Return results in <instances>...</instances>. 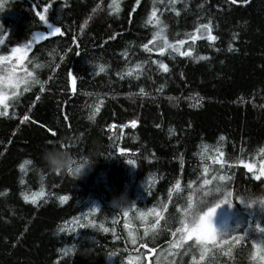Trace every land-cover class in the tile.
Returning <instances> with one entry per match:
<instances>
[{
    "label": "trees",
    "instance_id": "16d2710c",
    "mask_svg": "<svg viewBox=\"0 0 264 264\" xmlns=\"http://www.w3.org/2000/svg\"><path fill=\"white\" fill-rule=\"evenodd\" d=\"M45 4L47 23L36 15ZM112 6L113 0H0V55L22 47V76L47 81L43 91L31 80L27 91L24 84L5 87L11 96L0 116V264H193L175 247L179 234L172 236L190 194L194 206L206 205L201 211L223 202L231 219L219 232L237 231L218 233L217 247L204 261L197 254L196 264H264L252 255L254 242L264 239L255 230L264 228V0H119L118 12ZM153 10L158 24L147 22ZM209 21L215 41L199 28ZM49 25L61 33L48 36ZM165 39L173 47L185 41L180 50L190 55L158 52ZM57 141L72 156L73 171L87 167L83 175L48 168L42 152ZM25 160L31 163L19 168ZM218 185L219 193L208 191ZM150 209L162 218L155 234L145 235L157 219ZM238 235L245 238L232 244Z\"/></svg>",
    "mask_w": 264,
    "mask_h": 264
},
{
    "label": "snow or ice",
    "instance_id": "6c2138e0",
    "mask_svg": "<svg viewBox=\"0 0 264 264\" xmlns=\"http://www.w3.org/2000/svg\"><path fill=\"white\" fill-rule=\"evenodd\" d=\"M137 2H139V0H137ZM238 2V0H230V3L232 4H236ZM239 2H242L244 4H247L249 2V0H239ZM113 5L112 6V11L113 12H118L119 11V0H113ZM48 10V4H45L44 6V11L42 12H37L36 15L39 16L40 20L47 23L48 19L46 17V13ZM173 10L175 11V8H173ZM156 16V12L155 10H153V12L149 15L148 17V23H159V18L157 17L156 20H153V17ZM85 23H87V21H85ZM199 28L201 29H206L208 32L207 35V39L209 41H215L217 39L216 36L211 34L212 28H211V21H209V23L207 24H202L199 25ZM49 29L50 31L47 32L48 36H52L55 33H61V28L60 27H54L49 25ZM163 33V29H161L160 31L156 32L153 34L152 36V40H150L148 42V44H151L153 41H155L157 39V37L162 36ZM5 35H7V33H5ZM192 40L197 39V37L195 35H193L191 37ZM4 43V39L2 36H0V45H2ZM31 43V41H29V44ZM73 43H75V37H73ZM185 41L180 40L176 42V46L173 47L172 44H169L167 42V40H164V44L163 46H157L158 51L163 53L165 51L166 48H171L173 49V51L179 53L181 56H188L190 55V51L187 52H182L180 50L179 45L184 44ZM148 44H144L142 45V47H144L147 51L151 52L152 49L149 48ZM232 45H229V48H231ZM23 49L20 46L14 47L11 49L10 54L7 55H0V106L3 107V110L0 111V116H6L7 115V108H8V104L6 103L8 97L5 93V91L3 90V86L5 84H7L8 87L16 89L19 87L20 84H24L25 85V91H27L28 88V83L29 80H31L32 83L35 84H41V91L44 90L43 88V84L47 83V81H44L43 83L38 80L35 79L31 73H26L25 76H17L16 75V64H6V62H10L12 60V57H19V60L17 61V63H19L20 61H22L24 59V55H23ZM61 59H63V57H61ZM194 59L196 60H201V59H206V57H202V56H196L194 57ZM105 67L106 65H99V71L102 73L105 71ZM137 68L140 67L139 64L136 65ZM161 69H163L164 72L168 71V66L166 64L161 63L160 64ZM131 69H129V74H131ZM71 75V73H70ZM72 82L73 85L76 84V77L73 76L72 77ZM163 87V86H161ZM143 88L140 89V92L143 93ZM131 95V94H129ZM15 97V92H13V98ZM40 97L37 96L36 99L38 100ZM203 99V98H201ZM197 104H199V101H197ZM99 104H96L95 107L93 108L91 114L89 115L88 119L93 120L95 118L96 113L99 111ZM23 119L27 120L29 119V117L27 115H25L23 117ZM65 120H67V116L64 117ZM131 124L133 127H135L136 125V121L133 120L131 121ZM109 127H111V125H109ZM49 132H52V129H48ZM221 140L224 139L223 136L220 137ZM52 143V146H56L57 144H59L60 142H50ZM61 146V145H60ZM121 152H124L125 149L121 148L120 149ZM261 151H264V149H261ZM221 156H223V153H220ZM216 162V161H214ZM31 163V161L25 160L23 163H21L19 165V168L24 169L26 164ZM130 164H135V161H129ZM219 163L221 164V166H223L224 163H226L225 161L221 160L219 161ZM240 164H244L243 160L239 161ZM83 165H78L76 167V169L73 171L71 167L68 168V170L73 174H77L79 172V169L82 168ZM246 167L251 170L253 165L252 164H247ZM207 170V169H206ZM260 176H264V161H261V168H260ZM260 176H256L255 178L257 180L260 179ZM228 177L221 175L219 177L220 181H224L227 180ZM21 183H23V181H21ZM210 183V181L208 179H204L203 180V185H208ZM180 186V181L177 180L176 181V188L178 189ZM203 191V189H201ZM209 192L214 191L219 193L221 191V186H217L215 189H209ZM42 194V193H41ZM225 195H231L230 191H225L224 193ZM169 197L171 198V190H169ZM28 197L25 196V200H27ZM61 202H63L64 200L67 199L66 196H62L60 197ZM242 202H244L242 200ZM257 200H253V199H249L247 201V203L249 205L256 203ZM259 202L261 203L262 206H264V198H260ZM32 203L35 204L36 203V199H35V194L33 195L32 198ZM206 206L204 204L203 201H198L197 204L194 206L192 203V197L191 194L188 197V205L186 208L181 210V213L178 216V223H179V227L175 228V231L172 232V236L175 237L177 234H179V238L175 241V247L177 249L183 248L184 249V253L187 255H191L193 264H196L197 261V254L199 255V261H204L205 260V256L209 253L210 248H215L217 247V228L214 226L213 222H212V217L215 213V207H207L206 211H201V208ZM163 207H167V205H164ZM150 213H153L156 216V222L151 224L149 228L145 229V235H148L149 231H153L157 229L159 223H160V219L162 218V214L161 212L156 211V209H150L149 210ZM125 215H127V213L125 212ZM141 217L144 216L143 213L140 214ZM93 221H88V224H92ZM86 225H80V227H85ZM101 227H103L101 225ZM239 227V226H238ZM249 227L251 228V225H249ZM255 230L259 231V232H264V228H261L260 225H256L255 226ZM63 231V230H61ZM104 231H108V229H104ZM243 233L247 234L248 229H244L242 230ZM233 232H237L236 230H231V231H227V232H219V234L221 236H229L231 237V234ZM131 235V234H130ZM244 235H238L235 237V239L232 241V244L238 242L239 240L244 239ZM186 241H191V244H186ZM260 243L256 244L254 242L253 247L254 249H256V251L253 252V258H258L259 261L264 262V239H260L259 240ZM132 243L135 244L136 240L133 237L132 239ZM220 244H225L226 242L224 240H220L219 241ZM232 244H229V254H230V249ZM61 252H64V249L60 250ZM139 259V258H137Z\"/></svg>",
    "mask_w": 264,
    "mask_h": 264
},
{
    "label": "clouds",
    "instance_id": "9594fccd",
    "mask_svg": "<svg viewBox=\"0 0 264 264\" xmlns=\"http://www.w3.org/2000/svg\"><path fill=\"white\" fill-rule=\"evenodd\" d=\"M60 145V147H45L42 152V159L45 161L48 168L54 172L68 169L73 164L72 156L68 152L66 145L63 143V141L60 142ZM84 164L89 165V161L85 160ZM86 168L87 167H82L79 169V176L84 174ZM124 197L126 196H121L115 201V203L119 205L122 202V198Z\"/></svg>",
    "mask_w": 264,
    "mask_h": 264
},
{
    "label": "rangeland",
    "instance_id": "374dc122",
    "mask_svg": "<svg viewBox=\"0 0 264 264\" xmlns=\"http://www.w3.org/2000/svg\"><path fill=\"white\" fill-rule=\"evenodd\" d=\"M185 51H187V47L185 48ZM23 55H24V59L22 61H20L19 63H17L15 61V63L17 65H19L18 66V70H19L18 72L21 74L20 76H22V72H24V70H25V68H23V64H24V60H25V53H24V51H23ZM15 58L17 59V61L19 60V57L18 56H16ZM16 75L19 76L17 73H16ZM5 87H7V88H9V87L7 86V84H5L3 86V90L5 91V93H6L7 97H8V99L6 101V103L8 104V101L10 100V96L11 95L7 92V90H6ZM1 107L2 106H0V111H1ZM252 165H253V167H252V169L250 171L256 170L255 169L256 168L255 165L254 164H252ZM209 207H215V213H214V215L212 217V222H213L214 226L218 230V232H217V236H218V233H219L220 230L224 229L223 231H225L227 229V226H228V224L230 222V219H231V209H229L228 206L224 205L223 202L216 203V204L211 205ZM153 218H154V216H153V214H151L150 215L149 222H152L153 221Z\"/></svg>",
    "mask_w": 264,
    "mask_h": 264
},
{
    "label": "water",
    "instance_id": "95a60500",
    "mask_svg": "<svg viewBox=\"0 0 264 264\" xmlns=\"http://www.w3.org/2000/svg\"><path fill=\"white\" fill-rule=\"evenodd\" d=\"M51 26H52V25H51ZM48 31H50L49 26H48ZM58 34H60V33H55V34H53V35H58Z\"/></svg>",
    "mask_w": 264,
    "mask_h": 264
}]
</instances>
